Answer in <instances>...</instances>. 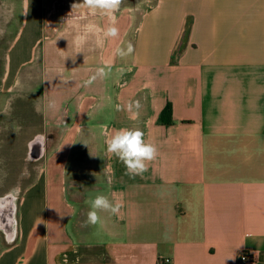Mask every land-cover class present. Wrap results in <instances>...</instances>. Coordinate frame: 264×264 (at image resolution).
Instances as JSON below:
<instances>
[{"label":"crops","instance_id":"crops-1","mask_svg":"<svg viewBox=\"0 0 264 264\" xmlns=\"http://www.w3.org/2000/svg\"><path fill=\"white\" fill-rule=\"evenodd\" d=\"M129 1L113 14L118 35L81 49L83 25L109 17L82 0H22L29 27L12 53L32 52L18 36L43 38V135L55 141L43 137L0 264H242L241 250L264 264V0H141L140 14ZM101 125L141 130L158 152L147 171L128 175ZM97 194L122 207L90 225Z\"/></svg>","mask_w":264,"mask_h":264},{"label":"rangeland","instance_id":"rangeland-1","mask_svg":"<svg viewBox=\"0 0 264 264\" xmlns=\"http://www.w3.org/2000/svg\"><path fill=\"white\" fill-rule=\"evenodd\" d=\"M139 2H127L132 13L140 14L141 7L135 5ZM22 6V0H0V30L4 32L0 37V197L13 195L15 204L40 169L42 155L30 156L29 142L40 135L43 153V137L51 136L44 140L47 150L55 141V134L43 135V38L38 39L36 31L28 41L18 36L16 39L32 52L12 53L15 34L24 35L29 27L25 26ZM25 60L30 62L23 64ZM5 239L0 233V249L6 245Z\"/></svg>","mask_w":264,"mask_h":264},{"label":"clouds","instance_id":"clouds-1","mask_svg":"<svg viewBox=\"0 0 264 264\" xmlns=\"http://www.w3.org/2000/svg\"><path fill=\"white\" fill-rule=\"evenodd\" d=\"M123 0H82V5L88 9L89 16L97 14L109 17L111 23L107 28H102L94 22H87L79 30L74 38V44L77 48L83 49L90 42L94 43L96 48H103L105 40L114 38L118 35V28L115 26L114 13L119 10ZM82 19L88 20V16ZM4 35L0 30V37ZM134 52L132 43H128L126 50L124 48H116L115 54L121 57L131 55ZM106 75L104 68H98L96 73L86 82L91 84L97 77L103 78ZM19 81L16 82L18 87ZM50 108H55L54 102H49ZM142 107L140 100L131 101L127 104L126 109L136 118L139 109ZM117 111L121 110V106H116ZM133 109L136 111L134 112ZM101 131L105 135V144L107 152L114 154L118 160L124 165L128 175H142L147 171V163L154 160L158 154L154 144L146 142L144 133L138 128H122L116 130L112 135L107 132V126L101 125ZM87 145L85 142H82ZM110 183V180H109ZM87 203L90 210L87 212V223L90 225L102 224L100 212H108L116 215L120 212L122 204L114 202L105 194H97L90 197Z\"/></svg>","mask_w":264,"mask_h":264},{"label":"water","instance_id":"water-1","mask_svg":"<svg viewBox=\"0 0 264 264\" xmlns=\"http://www.w3.org/2000/svg\"><path fill=\"white\" fill-rule=\"evenodd\" d=\"M40 140V141H39ZM42 143H41V136L40 135H36L30 142H29V147H30V152L33 155L34 151L37 152L36 155L33 156H39L42 152V147H41ZM12 197V195H11ZM13 198V199H12ZM11 198V201H13V209L12 207H10L9 212L5 214V217L8 219L9 224V232H5V238L7 240H11L13 239L14 235H15V228H14V214H15V201H14V196Z\"/></svg>","mask_w":264,"mask_h":264},{"label":"bare ground","instance_id":"bare-ground-1","mask_svg":"<svg viewBox=\"0 0 264 264\" xmlns=\"http://www.w3.org/2000/svg\"><path fill=\"white\" fill-rule=\"evenodd\" d=\"M12 197H13V195H12ZM12 197H11V195H5L4 197H2L0 199V209L4 212V214L9 212L10 207H12V209H13V201H11ZM2 216H4V215H2ZM4 224H5L4 221L2 223V220L0 219V228L3 229L5 232H8L6 227H5L6 225H4Z\"/></svg>","mask_w":264,"mask_h":264},{"label":"built area","instance_id":"built-area-1","mask_svg":"<svg viewBox=\"0 0 264 264\" xmlns=\"http://www.w3.org/2000/svg\"><path fill=\"white\" fill-rule=\"evenodd\" d=\"M56 3L64 4V0H55ZM237 260L242 264H248L252 262V255L249 252H246L244 250H241L237 253ZM169 261L168 257H164L162 259H159V262H167Z\"/></svg>","mask_w":264,"mask_h":264},{"label":"flooded vegetation","instance_id":"flooded-vegetation-1","mask_svg":"<svg viewBox=\"0 0 264 264\" xmlns=\"http://www.w3.org/2000/svg\"><path fill=\"white\" fill-rule=\"evenodd\" d=\"M36 153L37 152H35L34 151V154L33 155H36ZM30 154H31V152H30ZM32 154L30 155V156H33ZM37 158H38V156H36ZM5 196V195H4ZM4 196H2V197H4ZM2 197H0V199L2 198ZM17 198V197H16ZM2 215H4L5 216V214H4V212L0 209V219L2 220V223H3V221H4V225H6L5 227H6V229H7V231L9 232V230H10V228H9V222H8V219H6L4 216H2ZM11 226V225H10ZM0 230H1V232H3V233H5L4 232V230L3 229H1L0 228Z\"/></svg>","mask_w":264,"mask_h":264},{"label":"trees","instance_id":"trees-1","mask_svg":"<svg viewBox=\"0 0 264 264\" xmlns=\"http://www.w3.org/2000/svg\"><path fill=\"white\" fill-rule=\"evenodd\" d=\"M169 114H170V105H169V103H166L165 106L162 109L161 117L163 119L168 120L169 119Z\"/></svg>","mask_w":264,"mask_h":264}]
</instances>
